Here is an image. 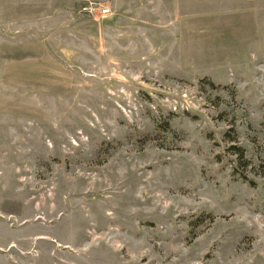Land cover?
I'll list each match as a JSON object with an SVG mask.
<instances>
[{"label":"rangeland","instance_id":"374dc122","mask_svg":"<svg viewBox=\"0 0 264 264\" xmlns=\"http://www.w3.org/2000/svg\"><path fill=\"white\" fill-rule=\"evenodd\" d=\"M0 54V264H264V0H0Z\"/></svg>","mask_w":264,"mask_h":264},{"label":"trees","instance_id":"16d2710c","mask_svg":"<svg viewBox=\"0 0 264 264\" xmlns=\"http://www.w3.org/2000/svg\"><path fill=\"white\" fill-rule=\"evenodd\" d=\"M230 149L233 150L232 153L237 154L236 157H237V161H238V163L240 164V166H242L243 168L247 167V165H246V161L243 160V159H244V152H243V150H242L240 147H238L237 145H233V146H231ZM236 173H238L239 176H240L244 181L248 182L249 184L251 183V180L248 179V178H246V176H245L240 170L237 169V170H236Z\"/></svg>","mask_w":264,"mask_h":264},{"label":"crops","instance_id":"0c3cea01","mask_svg":"<svg viewBox=\"0 0 264 264\" xmlns=\"http://www.w3.org/2000/svg\"><path fill=\"white\" fill-rule=\"evenodd\" d=\"M16 47L17 46H15V45L14 46H8V48L6 49L7 51L5 53H8V52L15 53L14 51L16 50ZM17 61L18 60L15 57L13 58L12 54H6L5 56H2V54H0V62H3L7 65H10L9 68L6 70L7 74L10 70H13V67H16L14 65V63H17ZM14 83H15V80H14Z\"/></svg>","mask_w":264,"mask_h":264},{"label":"built area","instance_id":"2783aa9c","mask_svg":"<svg viewBox=\"0 0 264 264\" xmlns=\"http://www.w3.org/2000/svg\"><path fill=\"white\" fill-rule=\"evenodd\" d=\"M100 13H101V15H103V16L107 15V14L109 13V8L106 7V8H102V9H100Z\"/></svg>","mask_w":264,"mask_h":264}]
</instances>
